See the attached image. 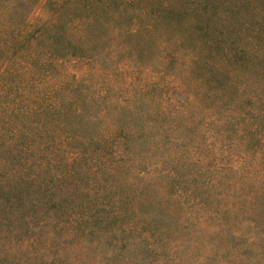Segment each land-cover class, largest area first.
I'll return each instance as SVG.
<instances>
[{
	"label": "trees",
	"instance_id": "trees-1",
	"mask_svg": "<svg viewBox=\"0 0 264 264\" xmlns=\"http://www.w3.org/2000/svg\"><path fill=\"white\" fill-rule=\"evenodd\" d=\"M166 221L264 260V5L0 0V247L150 251Z\"/></svg>",
	"mask_w": 264,
	"mask_h": 264
},
{
	"label": "rangeland",
	"instance_id": "rangeland-1",
	"mask_svg": "<svg viewBox=\"0 0 264 264\" xmlns=\"http://www.w3.org/2000/svg\"><path fill=\"white\" fill-rule=\"evenodd\" d=\"M251 2L257 8L258 4L259 7L264 5V0H251ZM48 8L41 12L38 9L35 14L39 12L42 15H49ZM62 10L65 14L63 8ZM166 224L167 226L163 228L164 234L162 233L164 240L162 239L158 245L151 246L150 251L147 247L151 242V236L147 238L146 247L143 246L144 241L139 243L134 239H128L123 243V248L117 249L103 237L93 238V242L88 246L75 247L76 249L73 250L56 239L53 240L54 246L49 249H46L47 244L37 241L32 242L31 246L24 244L19 248L17 242L14 243L12 240H16L17 237L27 239L31 233L28 230H20L15 238H11L13 231L9 233L10 244L5 240L3 241L5 244L0 247V264H23L24 261L36 264L40 261L32 258L31 255L43 250L55 256L61 255L66 250L71 264H264V260L253 261L256 252L245 250L243 241L233 239L232 233L226 235L222 231L215 232L218 229L214 228L213 221L210 222V226L195 224L177 230L169 226L167 221ZM159 232L160 230H157L155 234L159 235ZM30 241L31 238H28L29 243ZM97 241L100 242L99 246H95ZM255 256L259 258L258 255ZM244 257H248V260L243 261ZM31 262L28 264H33Z\"/></svg>",
	"mask_w": 264,
	"mask_h": 264
}]
</instances>
